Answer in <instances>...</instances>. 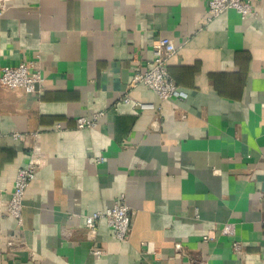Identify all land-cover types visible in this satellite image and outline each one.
<instances>
[{"label": "crops", "instance_id": "0c3cea01", "mask_svg": "<svg viewBox=\"0 0 264 264\" xmlns=\"http://www.w3.org/2000/svg\"><path fill=\"white\" fill-rule=\"evenodd\" d=\"M253 4L255 16L209 20L205 0L9 3L0 72L39 54L44 79L31 93L0 83V264H264V0ZM165 36L184 100L130 85ZM99 112L94 127L76 126ZM33 158L19 225L7 201ZM122 194L128 240L105 220L91 239L86 216Z\"/></svg>", "mask_w": 264, "mask_h": 264}, {"label": "built area", "instance_id": "2783aa9c", "mask_svg": "<svg viewBox=\"0 0 264 264\" xmlns=\"http://www.w3.org/2000/svg\"><path fill=\"white\" fill-rule=\"evenodd\" d=\"M12 0H0V15H3ZM209 13V20L219 16L228 9H235L242 17L255 16L257 13L254 9L253 0H205ZM178 50L175 41L168 37H162L153 47V60L148 67H137L132 75L130 85L136 86L144 84L152 89L160 99H180L184 100L188 97V93L181 89L175 78L167 69L168 59ZM40 56L36 54L34 58L23 61L17 65H4L0 72V83L5 87L23 88L27 92L37 91L43 83V76L40 67ZM124 102L132 104L140 111L158 110L157 105L150 101H141L134 99L130 95L123 98ZM103 112L96 113L92 119L79 117L76 119L78 128L94 127L97 120ZM62 126L60 123L56 125L57 129ZM15 137H19V133H14ZM99 157L97 161H102ZM39 161L31 159L26 166L18 170L15 187L11 193L10 199L7 201V214L14 217L19 225L23 223V199L24 194L33 180L39 168ZM1 193V191H0ZM101 220H105L113 230L115 236L119 240L126 241L129 238L132 226V211L127 203L125 195H120L114 202L113 206L105 210L95 211L86 216V229L91 239H95L98 234V227ZM225 234H234V223H225L223 226ZM205 240L211 238L210 235L204 236ZM10 245L14 241L9 242ZM175 248L177 251H182V243L176 242ZM233 248L237 252H242L243 244L237 240L233 244ZM92 254L100 259L104 254L103 248L94 247L91 250Z\"/></svg>", "mask_w": 264, "mask_h": 264}]
</instances>
